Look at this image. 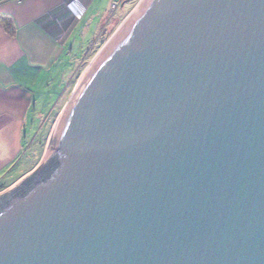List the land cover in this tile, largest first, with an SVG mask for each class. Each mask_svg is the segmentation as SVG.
<instances>
[{
  "label": "water",
  "instance_id": "95a60500",
  "mask_svg": "<svg viewBox=\"0 0 264 264\" xmlns=\"http://www.w3.org/2000/svg\"><path fill=\"white\" fill-rule=\"evenodd\" d=\"M0 264H264V0H142L0 196Z\"/></svg>",
  "mask_w": 264,
  "mask_h": 264
},
{
  "label": "crops",
  "instance_id": "0c3cea01",
  "mask_svg": "<svg viewBox=\"0 0 264 264\" xmlns=\"http://www.w3.org/2000/svg\"><path fill=\"white\" fill-rule=\"evenodd\" d=\"M96 1L0 0V196L44 163L47 152H38V134H49L48 118L60 106L64 91L49 113L46 109L58 86L64 85L71 61L67 54H72L69 39ZM67 5L68 14L59 11L56 16L58 8ZM89 22L83 32L90 30ZM106 30L101 24L97 33Z\"/></svg>",
  "mask_w": 264,
  "mask_h": 264
},
{
  "label": "rangeland",
  "instance_id": "374dc122",
  "mask_svg": "<svg viewBox=\"0 0 264 264\" xmlns=\"http://www.w3.org/2000/svg\"><path fill=\"white\" fill-rule=\"evenodd\" d=\"M119 1L120 0H97L94 5H91L92 7L89 11H87L77 30L71 35L67 49L70 50V46H72V54H67L68 56H71V61L69 62L68 68L66 70V72H68L65 75V78L62 80L64 85L62 88L61 85L58 86V89L53 94L51 99L52 105L50 106L49 104V107L46 109V111L48 110V113L50 112L51 108L62 96L61 94L63 91L65 95L60 103V106H58L53 115L48 118L50 123L48 126L50 127L49 134H46V132L43 134L40 132L38 134L39 141L42 138L40 145H38V152L44 153L45 151H48L55 126L65 108L66 103L68 102L69 97L73 93L77 82L80 80L83 73L95 59L100 50L118 31L125 20L138 8L142 0H124L123 2ZM113 4H117L115 9L112 8ZM92 14L93 18L91 20ZM47 18L48 17H46V19ZM90 20L91 23L89 22ZM88 22L91 24L90 30L88 29V31L83 32L82 26ZM101 24L104 26V28L106 27L107 30L104 31V33L100 32V34H98L97 29ZM67 33L68 32L66 31L65 34ZM67 55H65V60L67 59ZM66 65L67 64H65V66ZM54 88L52 90H54Z\"/></svg>",
  "mask_w": 264,
  "mask_h": 264
},
{
  "label": "clouds",
  "instance_id": "9594fccd",
  "mask_svg": "<svg viewBox=\"0 0 264 264\" xmlns=\"http://www.w3.org/2000/svg\"><path fill=\"white\" fill-rule=\"evenodd\" d=\"M66 3V2H65ZM64 3V4H65ZM71 9H70V7L67 5L66 7L65 6H60L59 8H58V11H57V15L56 16H58L59 14H58V12L59 11H62V13L64 12V14L66 15V14H68L67 12L68 11H70ZM71 17H73V16H76L77 17V15H74L73 13L70 15ZM39 21H41L44 25H43V27H45V28H47L46 27V23H44V21L42 20V19H40ZM62 30V29H61ZM60 30V31H61ZM60 31H55L54 33L55 34H57L58 32H60ZM47 33H49V34H52L53 32H50V31H46Z\"/></svg>",
  "mask_w": 264,
  "mask_h": 264
},
{
  "label": "trees",
  "instance_id": "16d2710c",
  "mask_svg": "<svg viewBox=\"0 0 264 264\" xmlns=\"http://www.w3.org/2000/svg\"><path fill=\"white\" fill-rule=\"evenodd\" d=\"M55 33L53 32L52 35H54ZM53 165L51 163V161L46 164L45 166H43V168L41 170H39L36 175H42L45 176L51 169H52Z\"/></svg>",
  "mask_w": 264,
  "mask_h": 264
},
{
  "label": "built area",
  "instance_id": "2783aa9c",
  "mask_svg": "<svg viewBox=\"0 0 264 264\" xmlns=\"http://www.w3.org/2000/svg\"><path fill=\"white\" fill-rule=\"evenodd\" d=\"M117 7V4H113L112 8L115 9ZM78 17V16H77ZM40 20V19H39Z\"/></svg>",
  "mask_w": 264,
  "mask_h": 264
},
{
  "label": "flooded vegetation",
  "instance_id": "af4514ba",
  "mask_svg": "<svg viewBox=\"0 0 264 264\" xmlns=\"http://www.w3.org/2000/svg\"><path fill=\"white\" fill-rule=\"evenodd\" d=\"M7 194V193H6ZM6 194H4V195H6ZM4 195H2V196H4Z\"/></svg>",
  "mask_w": 264,
  "mask_h": 264
}]
</instances>
